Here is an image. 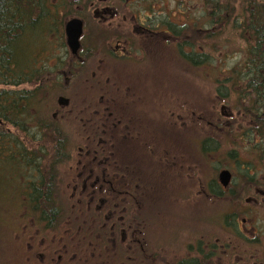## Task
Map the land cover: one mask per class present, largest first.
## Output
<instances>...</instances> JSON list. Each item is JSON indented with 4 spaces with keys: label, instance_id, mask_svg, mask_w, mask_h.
<instances>
[{
    "label": "flooded vegetation",
    "instance_id": "af4514ba",
    "mask_svg": "<svg viewBox=\"0 0 264 264\" xmlns=\"http://www.w3.org/2000/svg\"><path fill=\"white\" fill-rule=\"evenodd\" d=\"M166 1L39 0L34 14L39 19L36 34H48L56 28L51 37L65 50L62 61L46 70L45 81L56 90L51 117L63 132V158L58 165L71 160L73 164L64 192L57 189L59 172L42 187L41 202L51 201L52 194L58 203L53 220L39 221L44 229L57 235L55 229L66 216L71 241L62 246H47L45 240L31 244L36 264H212V259L219 256V247L228 255L226 264H264V95L254 100L256 93L264 94V52L249 51L256 44L264 50V11L256 27L251 22L254 14L243 15L245 52L232 71L226 68L228 77L233 73L229 77L231 90L236 86L235 92L242 90L245 94L239 104L243 124L237 126L234 116L226 123L227 166L223 169L229 172V182L221 184L216 165L215 175L195 190L198 195L184 187L187 173L189 181H199L198 166L186 168L184 148L172 147L169 133L164 132L168 126L184 127L180 114L184 111L170 110L175 118L168 120L161 107L152 110L140 104L126 80L129 76L148 75L151 71L147 69L131 67L164 59L159 48H169L172 38L174 52L184 55L194 49L201 54V48H192L191 42L200 41L208 21L215 31V4L192 11ZM202 13L206 14L205 23L200 21ZM72 19L83 24L75 52L68 45L66 33ZM195 31L199 32L196 38L191 36ZM185 41L189 45L185 46ZM238 72L240 79L235 78ZM237 80L239 84L233 85ZM157 111L159 116L154 118ZM149 123L160 126L155 129ZM182 135L178 133L179 138ZM214 136L200 138L201 153L217 152ZM207 139L213 148L201 149ZM189 169L195 171L193 177ZM187 193H192L191 197ZM198 196L205 202L221 201L229 206L222 218L227 240H211L210 236L207 242L196 237V242L188 246L189 254L175 256L174 251L185 247V230L197 220L193 218L184 226L188 223L185 217L181 222L170 206L188 204L185 199Z\"/></svg>",
    "mask_w": 264,
    "mask_h": 264
},
{
    "label": "rangeland",
    "instance_id": "374dc122",
    "mask_svg": "<svg viewBox=\"0 0 264 264\" xmlns=\"http://www.w3.org/2000/svg\"><path fill=\"white\" fill-rule=\"evenodd\" d=\"M235 3H237V6L234 9V14L236 16H240L241 14V19L245 14L252 15L253 11H255L253 9L261 7L260 5H263L264 8V0H236ZM156 4H160V0H157ZM165 4L184 5L182 7H190L192 11H199V6L204 7V5H207L206 0H169ZM192 14L194 15V13ZM206 14L202 13V19L200 20L202 23L206 22ZM232 25L233 23H230L225 27L220 28L219 26V29H216V35L213 38L214 42H211L215 43L214 51H212V46H209L211 44L209 40L206 41L204 36L201 38L202 35H199L201 39L194 48L197 50L201 48V52L205 54V58L210 59L209 61L206 60L205 64H202L204 66L196 67L186 62L183 54L180 55L177 51L174 52L172 46L175 40L172 38L169 48H159L158 52L165 57L164 59L149 60L143 65L141 63L138 66L131 67L134 69H147L151 71L148 75L126 77V80L132 87L131 91L139 97L138 101L140 104L152 107V110L161 107L162 110L166 111L164 115L168 120L171 117L175 118L170 112L175 111L176 113H180L184 111L180 113L183 115L184 127L177 125H174V127L168 126L167 131L164 129V132L169 133L172 147L184 148L186 152V168L198 166L196 171L200 173L199 181H189L190 177L187 173L185 186L183 185L190 188L194 194L198 193V195L199 192L196 193L195 190L203 188L206 180L212 174L215 175V166L219 167L217 168L218 173L224 170L223 167L227 166L225 156L227 139L224 134L229 117L234 116L237 126L243 124L241 117L243 115V108L238 104L239 99L235 90L230 89L229 97L225 98L220 97L217 92L218 83L216 82V78L218 77L221 80L225 75H228V70L229 72L232 71L233 69L231 68L240 63L245 52L247 42L243 36V29L240 28L241 30L234 31ZM244 33L246 34L245 31ZM42 34L46 36L43 37ZM202 34H205V32L202 31ZM30 40L31 51L37 55V65L45 66L47 69L52 68L57 62L62 61L65 56L64 48L61 44L55 42V39L51 37V33L49 35V33L45 34V31H41V36L39 34H32ZM167 49L168 56L166 55ZM226 66L230 69L227 70ZM222 70L224 72L220 73ZM28 86L32 85L25 84L22 88H27ZM55 93L56 90H51L50 93L41 92V101H33L34 124L44 121L46 116L48 121H54L51 115L54 111ZM254 100H256V97ZM193 112L196 113L195 116ZM237 112L239 113L237 114ZM231 113L233 114L231 115ZM164 115L162 114L163 117ZM158 116L157 111L154 114V118H158ZM198 117L200 120H198ZM174 122L177 124V119H174ZM150 125L155 129L160 126V124L157 125L156 123H149V127ZM216 125L218 127L215 130ZM238 128L235 129L238 130ZM12 129L14 130V128ZM179 132L183 134L180 138L178 136ZM208 135H215L214 138L220 143L216 153H201L199 146L201 141L199 140ZM22 136L24 137V134ZM70 141L75 144L74 138ZM65 162L53 167L54 176L59 172L57 189L62 192L66 189L68 183L67 173L70 165L73 164V160L67 164ZM188 172H191V176L193 177V172L195 171L189 169ZM43 173L49 172L47 169H43ZM37 176L38 174L31 171L29 167L19 168L13 164L11 165V163H5L4 168L0 169V264H36L38 259L33 257L31 244H37L40 240H45L47 246L49 244L62 246L71 241V238L67 235L69 232H66L70 227L66 216L61 217L59 225L55 229H58L56 235L44 229L43 224L36 220V214L31 213L30 211L32 210L27 208L28 182ZM191 195L192 193L186 194L187 197H191ZM185 200L189 203L185 205L180 204L181 206H170L174 205L171 203L165 206L166 211L170 206L171 211L173 209L181 222H184L185 217L188 223L184 224V226L197 220L196 225L189 226L187 229L185 228V235L182 236L185 247L180 248V251H174V255L179 257L183 254H189L191 248L188 246L196 242V237H202L203 240H207L208 242L211 236V240L219 238L221 242H225L228 232L222 218L228 211L229 206L221 201L205 202L203 197L200 196ZM54 203L56 205L58 202ZM65 207L68 210V206L65 205ZM67 212L69 216V211ZM236 212L238 214L241 213L240 211ZM211 217H213V222H210ZM193 218L195 219L193 220ZM223 249L219 247V256L212 259V264H226L228 262V255Z\"/></svg>",
    "mask_w": 264,
    "mask_h": 264
},
{
    "label": "trees",
    "instance_id": "16d2710c",
    "mask_svg": "<svg viewBox=\"0 0 264 264\" xmlns=\"http://www.w3.org/2000/svg\"><path fill=\"white\" fill-rule=\"evenodd\" d=\"M235 2L236 0H206L207 6L211 4L217 6V22L214 31L213 28L211 29L214 25L208 21L207 28L202 30L205 34H201V38L204 36L206 41L213 42L216 29L230 23H233L234 31L241 28L243 36H246L241 14L240 16L234 14V9L237 6ZM39 4V0H0V86H2L0 88V169L4 168L5 163H11L19 168L29 167L31 171L38 174L32 179L31 184L28 183V189H32V195H29V191L27 192L26 206L32 210L31 213L36 214L37 221L42 219L51 221L55 216L54 209L56 208L53 195L51 194L49 202H41L40 197L44 193L42 187L47 184L46 181L49 184V179L54 175L53 167L57 166L63 158L60 153L63 148L61 142L63 132L55 121L49 120V122L47 116L40 123L34 124L33 121V101H41V92L50 93L51 91L50 83L45 81L47 67L38 66L37 55L31 51L30 36L32 33L35 35L38 33L36 31L39 27V19L35 18L34 14ZM262 11H264L262 6L255 8L253 13L255 19L251 21L254 22L255 27L260 20ZM52 30L56 31V28L52 27ZM197 34L193 32L191 36L196 38ZM186 45H189L187 41H185ZM195 45L196 41L193 39L190 46L194 48ZM209 46H212V43ZM180 49H182L181 46ZM249 51L264 52L261 45L258 44L251 46ZM195 53L194 49L191 52H185V61L199 67L204 66L202 64H205L206 60H210L205 58L203 52ZM222 72L224 70L220 73ZM232 75L233 73L229 77L231 78ZM240 75L241 72L240 74L238 72L235 78L240 79ZM229 77L225 75L221 80L216 78L217 92L222 98L229 97L231 89ZM238 81L233 85H238ZM25 84L32 86L22 88ZM234 88L237 90L236 86ZM235 93L238 95V104H242L244 92L240 90ZM255 95V101H257L264 94L256 93ZM210 143L209 139L204 140L201 149L213 148ZM216 143V148L219 149V141ZM43 169H47L49 173L42 174ZM33 190L39 194L35 195ZM32 197L38 198L33 199Z\"/></svg>",
    "mask_w": 264,
    "mask_h": 264
},
{
    "label": "water",
    "instance_id": "95a60500",
    "mask_svg": "<svg viewBox=\"0 0 264 264\" xmlns=\"http://www.w3.org/2000/svg\"><path fill=\"white\" fill-rule=\"evenodd\" d=\"M83 31L82 21L79 19H72L66 25L67 42L73 52L79 48V39ZM220 182L226 186L229 182V172L224 169L220 172Z\"/></svg>",
    "mask_w": 264,
    "mask_h": 264
},
{
    "label": "bare ground",
    "instance_id": "6f19581e",
    "mask_svg": "<svg viewBox=\"0 0 264 264\" xmlns=\"http://www.w3.org/2000/svg\"><path fill=\"white\" fill-rule=\"evenodd\" d=\"M32 34H35V33H32ZM32 34H31V35H32Z\"/></svg>",
    "mask_w": 264,
    "mask_h": 264
}]
</instances>
